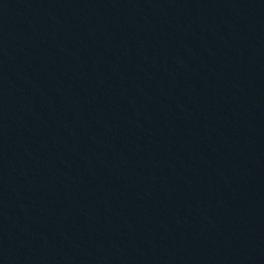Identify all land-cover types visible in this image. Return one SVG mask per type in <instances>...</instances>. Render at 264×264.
Segmentation results:
<instances>
[{
  "label": "water",
  "instance_id": "water-1",
  "mask_svg": "<svg viewBox=\"0 0 264 264\" xmlns=\"http://www.w3.org/2000/svg\"><path fill=\"white\" fill-rule=\"evenodd\" d=\"M0 264H264V0H0Z\"/></svg>",
  "mask_w": 264,
  "mask_h": 264
}]
</instances>
